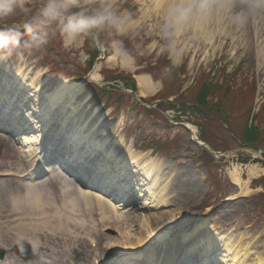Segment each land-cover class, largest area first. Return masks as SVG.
Wrapping results in <instances>:
<instances>
[{
	"label": "rangeland",
	"instance_id": "1",
	"mask_svg": "<svg viewBox=\"0 0 264 264\" xmlns=\"http://www.w3.org/2000/svg\"><path fill=\"white\" fill-rule=\"evenodd\" d=\"M217 1L235 4L247 15L253 13L254 20L256 15L260 21L259 26L264 29V0H214V3ZM120 2L123 8L133 13L134 18L139 19L142 26L139 33L134 34L131 39L122 38L127 52L119 59L116 66L106 61L112 55L111 53L103 62H100L102 65H100L98 81L104 82L105 76L102 73L108 76L112 72L120 74L123 78L120 84L122 88L117 91V95L123 99L121 104H109L107 101L110 97L107 94L106 100L100 107H94L88 102L89 100L86 101L91 91L96 89L93 85H88L87 88L77 86L80 82H77L76 78L86 58L81 49V42L65 47L59 38L50 40L43 53L23 61L0 60V83L8 73V76L11 74L13 78L19 74L22 80L20 83L24 86L32 84L33 96L29 100H35L33 106L43 116L42 124L51 120V115L48 114V101H51L55 90L64 86L68 96L74 89L77 90L73 105L78 107V117L75 118L74 115L64 119L69 124L68 128H71L76 120L80 123V118L89 119L90 126L95 127V131L89 129L88 134L95 135V139L108 141V145H112L115 139L123 137L126 146L133 144L138 153H149L150 156L160 160L164 173L162 176L171 177L169 193L172 203L169 206L160 207L157 213L158 215L173 214L172 219L165 217L163 220L168 229H172L173 237L178 241L185 239L202 220L213 216L209 227L201 232L205 230L212 233L224 232L234 236L235 239L242 235L244 244L249 245L254 252L258 251L262 254L264 252V65L260 66L258 62L255 44L254 52L242 44L245 31L242 26L238 32L240 39L236 36L238 42L234 44L228 40L215 58L211 56V53L206 58V55L198 50L196 56L198 63H195L193 71H190L188 64L195 48L184 50L186 53H183L180 63L176 65L174 60L183 46L177 45L174 58L169 56L167 50H161L162 47L166 48L167 45H173L176 41L174 35L168 39L159 37L158 33L163 23L161 18L150 13L153 17L144 20L143 17L148 13V6L143 7L136 0H120ZM246 20L251 23L249 15ZM245 25L247 27V24ZM191 35L192 30L182 38V41L186 43ZM249 36L248 41L252 39L251 43H253V33ZM96 43L101 44L99 41ZM155 43L156 46L152 48ZM200 45L199 41L196 43V48L198 49ZM236 45L238 48L234 50ZM61 46L69 53L65 54L61 51ZM123 57L132 59L134 64L132 71L121 66L120 61ZM65 62L69 63L65 65ZM7 64L11 65L14 72H7ZM166 67L172 69L171 74H163ZM135 73L148 74L153 77L155 83L161 84L156 94L142 97L139 84L137 81L132 83L130 79H137ZM129 84L133 86L132 89L128 88ZM17 88V86L14 88L15 95L18 96L15 102H12V108L13 111L21 113V116L17 115L20 119L11 114L5 100L3 105L6 106L7 114L0 115L1 119L3 117L9 125H12V129L18 126L17 123L20 125L22 121L31 119L29 110L31 102H25L24 90H17ZM199 97L208 104L202 112L194 110ZM142 98L143 101L148 100V103L139 102ZM167 98L170 101L161 104L155 102L156 99L167 100ZM112 101L115 102V100ZM62 103L60 106L55 105V110L60 115ZM106 104L110 107H106ZM102 105L105 107L103 108ZM145 105H148V108ZM0 122V203L10 202L15 197H24L30 185L38 186L39 192L48 200L51 197L61 199L62 186L64 187L69 181H80L75 170L77 167L70 172L67 171L66 175L56 164H52L53 161H57V158L53 156L50 157L51 161L44 160L46 168L41 167L33 171L31 167L33 159L22 152L16 140L18 135L16 131H6L1 120ZM51 122H53L51 129L60 135V121L53 119ZM255 129L260 133L259 139H252L253 136L248 137L249 133ZM193 130L211 143L208 144L211 150L196 144L192 136ZM198 141H200L199 138ZM83 146L85 145L81 147ZM235 150L239 151L231 158H227V155ZM42 154L45 155L44 152ZM101 154L99 153L100 157H94L90 163L93 162L96 165L100 162V159H103ZM234 169L241 173L244 182L250 180L248 194H240L241 188L231 177ZM251 170L256 173L252 179L249 178ZM81 174L80 172L79 175ZM107 189L109 188H105V191H111ZM130 206L132 205L121 206L116 222L113 218L112 225L107 227L102 225L99 228L102 241L96 248H92L90 240H80L74 244L72 248L76 250L73 252L77 253L80 264H95L94 258L108 248L107 238L116 237L115 226H124L126 229L141 226L135 217L136 214L133 215V219H129V215L125 214L124 210ZM90 207L97 214L95 220L97 223L100 221L99 207L96 204ZM88 209L89 207H86L82 201L77 202L76 211L82 223L88 224L91 221L88 217L90 213ZM200 234L196 238L202 239ZM30 237L22 240L30 242ZM22 240L11 245L4 241L0 245V250L5 252V258L0 259V263L8 261L9 258H12L13 264H42L43 259L52 264H66L67 261L73 264L75 261L72 256L63 251L66 249L60 241L55 243L47 239L45 242L47 250L38 255L34 254L32 259L25 262L17 255L14 248ZM182 243L183 240L179 248ZM72 248L67 249L70 251ZM185 249L186 247L182 246L180 253ZM43 254L47 258H44ZM104 262L105 264H126L128 260L122 259V256L107 255Z\"/></svg>",
	"mask_w": 264,
	"mask_h": 264
},
{
	"label": "bare ground",
	"instance_id": "2",
	"mask_svg": "<svg viewBox=\"0 0 264 264\" xmlns=\"http://www.w3.org/2000/svg\"><path fill=\"white\" fill-rule=\"evenodd\" d=\"M136 2L143 7L148 6V13L143 17L146 20V18L151 19L153 17L150 13L161 18L162 5H166L167 0H136ZM248 15L251 23L246 20ZM248 15L246 12L240 11L235 4L202 0L191 19L187 23H178L175 27L174 36L176 41L173 42L172 46L175 52L178 44L183 47L177 54L174 63L176 65L180 63L181 56L186 53L184 50L195 48L188 64L189 70L193 71L195 63H198L196 60L198 59L196 58L198 50H201L206 58L209 53L215 58L228 40L235 44L237 39H240L238 32L244 26L242 44H245L248 49L251 48L252 51L255 44L258 62L260 66L264 65V29L259 26L260 21L256 15L255 20L253 13ZM160 20L162 21V19ZM245 24H247V27ZM190 30H192V35L185 43L182 38ZM252 33L253 43H251L252 39L248 41L249 35L252 36ZM199 41L201 45L197 49L196 43H199ZM82 42V50H95L98 47L97 43L93 47L88 42ZM155 46L156 43L153 44L152 48ZM237 48L236 45L234 50H237ZM106 61L116 66L119 59H114L111 55ZM202 61L205 60L202 59ZM120 64L129 71L133 70L134 64L130 57H123ZM83 65L91 67L92 63L85 59ZM100 65L102 64L99 63L97 70L90 74L92 81H97L100 78ZM6 70L7 72H14L10 64L6 65ZM135 75L137 74L135 73ZM109 76L111 78L109 87L114 84L115 80L120 79V74L117 73L112 72ZM3 78L2 83H0V112L7 114L6 106L3 105L5 100L11 114L16 116L17 112L13 111L12 102H15L18 95H15L14 88L17 86V90H24L25 102H31L32 104V100H29L33 96V92H31L32 84L24 86L23 83H20L22 80L19 74L16 75V79L11 74L8 76V73ZM6 79L13 81H7ZM137 83L142 97L156 94L161 85L155 83L153 77L148 74L137 75ZM63 90L64 87H60L52 93L54 95L51 101L48 102V114L51 115V120L46 121L45 124H42V115L25 120L20 125L17 123L18 126L13 129L11 128L12 125L8 124V127L3 117L0 120L7 129L6 131H16V134H18L16 140L20 144L22 152L33 159L31 163V167H34L33 171L41 167L46 168L44 160L51 161L50 157L53 156V158H57L59 163L66 162L64 164L68 166V169L72 170L77 167L75 170H77V178L80 181H69L64 187L62 186L61 199L51 197L48 200L39 192L38 186L30 185L27 187V193L24 197H15L10 202L0 203V245L4 241L11 245L31 236L30 244L34 254L38 255L47 250L45 244L47 239L55 243L60 241L66 249L63 251L75 260L73 264H80L77 253L73 252V250H76L72 248L74 244L80 240H90V244L96 243L97 247L102 241L99 228L102 225L103 227L112 225V219L115 218L116 222L118 210L122 209L121 206L127 207L131 204L132 206L126 208L124 212L129 215V219H133L136 214L135 217L141 226L138 228L133 226L131 229H126L124 226H115L116 237L110 236L107 238L108 248L94 258L95 264H105L104 258L107 255L110 257L122 256V259L128 260L126 264L141 262L142 264H264V252L260 254L258 251L254 252L250 249L249 245L242 242V235L235 239L234 236L224 232L214 231L212 233L209 230L201 232V230L209 227L213 216L202 220L196 229L189 232L185 239H182L183 243L180 248L183 246L186 249L180 253L179 245L182 240L178 241L177 238L173 237L172 229H168L163 221L165 217L172 219L173 214L158 215L157 213L160 207L169 206L172 203L169 193L171 177L162 176L164 173L162 172L160 160L150 156L149 153H138L133 144L126 146L123 137L115 139L112 145H108V141L95 139V135L88 134L89 129L95 131V127L90 126L89 119L80 118V123H77L76 120L74 125L68 128L67 125L69 124L64 119L74 115L75 118L78 117V107L76 108L73 105V100L78 92L73 90L69 100H61L64 98ZM96 97L97 100L93 101L96 104H103L105 96L99 95ZM63 101H67V103L63 106L64 109L62 108V114L60 115L57 114L55 105L60 106ZM88 102L91 103L92 100ZM53 119H58L61 123V133L60 135L56 134L59 135V142L57 143H53L55 141L53 139L55 130L50 127L52 126L50 122ZM42 139L46 140L44 149L40 146ZM53 144L57 146L64 144L71 150L67 151L65 147H61L57 152ZM82 144L85 145L84 149L81 147ZM40 148L41 152H39ZM77 151L79 152L77 153ZM43 152L45 153L44 156ZM99 153H102L103 159L97 162L95 165L97 168H95L93 162H90L94 157H100ZM49 161L48 163L51 164ZM59 168L62 170L61 167ZM80 169L81 171H78ZM86 170H88L89 175L84 176ZM63 172L67 175L65 168ZM80 172L81 175H79ZM255 175V171L251 170L249 178L252 179ZM231 177L241 188V194H248L250 180L244 182L241 173L237 169L231 172ZM86 179L91 180V182H84ZM107 183L109 186L112 185L109 188L111 191L107 192L108 194L103 191L107 188L105 186ZM79 201L89 207L88 217L91 218V221L88 224L81 222L82 219L76 211V204ZM95 204L100 211V214H98L100 221H97V223L95 221L97 214L90 207ZM199 233H201L199 236L202 239L196 238ZM176 244L177 246H173ZM66 247L72 249L69 251ZM20 251H23V247L20 248ZM43 257L47 258L44 254ZM41 262L42 264H52L46 259ZM0 264H13L12 258ZM66 264L71 263L67 261Z\"/></svg>",
	"mask_w": 264,
	"mask_h": 264
},
{
	"label": "clouds",
	"instance_id": "3",
	"mask_svg": "<svg viewBox=\"0 0 264 264\" xmlns=\"http://www.w3.org/2000/svg\"><path fill=\"white\" fill-rule=\"evenodd\" d=\"M202 0H167L162 5L161 39L174 35L178 23H187ZM142 24L123 8L120 0H0V60L23 61L43 53L50 40L65 47L99 41L106 53L120 59L127 48L124 39L138 34ZM174 58L171 44L162 47ZM166 67L163 74H171Z\"/></svg>",
	"mask_w": 264,
	"mask_h": 264
},
{
	"label": "trees",
	"instance_id": "4",
	"mask_svg": "<svg viewBox=\"0 0 264 264\" xmlns=\"http://www.w3.org/2000/svg\"><path fill=\"white\" fill-rule=\"evenodd\" d=\"M125 77H128V76H125ZM120 79H123V78H121L120 77ZM130 79H132V83H135V80L133 79V78H130ZM124 83H125V81H124ZM128 83V82H127ZM128 88H133V86L132 85H128ZM101 94L100 95H103V90H101ZM104 94H107V92H105ZM109 97H110V100H116V101H119V102H122L121 100H123L122 98H120L119 96H117L116 94H107ZM112 98V99H111ZM109 103H111V101L109 102ZM194 107H195V109L194 110H196V111H199V112H202L204 109H206L207 107H208V104L206 103V102H204V100H203V98L202 97H199V98H197V102H196V104L194 105ZM249 136H253V138L252 139H259L260 138V133H259V131L257 130V129H255V130H252L250 133H249V135H248V137ZM200 137H201V139H203L204 141H206V142H208L207 140H205L203 137H202V135H200ZM211 144V143H210Z\"/></svg>",
	"mask_w": 264,
	"mask_h": 264
},
{
	"label": "water",
	"instance_id": "5",
	"mask_svg": "<svg viewBox=\"0 0 264 264\" xmlns=\"http://www.w3.org/2000/svg\"><path fill=\"white\" fill-rule=\"evenodd\" d=\"M100 47H101V44H100ZM95 70H97V66L95 64V66L93 67V69L91 70V72L89 73V75L87 76V80H91L90 79V74L95 72ZM109 83L108 82H103L100 84V86H105V85H108ZM206 146V145H204ZM237 151L239 150H236L234 151L231 155H227L228 158H230L234 153H236ZM22 247H23V251H20L19 250V254L25 259V260H28L30 258V252H31V249H30V245L28 243H23L22 244ZM0 255L3 257L4 253L1 252Z\"/></svg>",
	"mask_w": 264,
	"mask_h": 264
}]
</instances>
